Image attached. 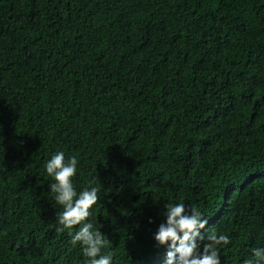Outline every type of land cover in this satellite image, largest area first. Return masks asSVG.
I'll return each instance as SVG.
<instances>
[{"label": "trees", "instance_id": "obj_1", "mask_svg": "<svg viewBox=\"0 0 264 264\" xmlns=\"http://www.w3.org/2000/svg\"><path fill=\"white\" fill-rule=\"evenodd\" d=\"M57 150L77 190L100 186L89 219L113 264H162L152 235L176 202L230 236L222 264L254 260L264 0H0V264H90L57 230Z\"/></svg>", "mask_w": 264, "mask_h": 264}, {"label": "clouds", "instance_id": "obj_2", "mask_svg": "<svg viewBox=\"0 0 264 264\" xmlns=\"http://www.w3.org/2000/svg\"><path fill=\"white\" fill-rule=\"evenodd\" d=\"M79 164L77 156H66L63 150L53 152L44 164L52 181L49 191L60 208L57 230L68 231L72 244L80 246L90 264H113V255L105 251L110 246L109 239L89 219L100 200V186L94 180L77 190L74 178ZM163 217L152 235L155 247L166 249L162 264H222L220 248L229 245L231 238L216 231L206 234L209 220L201 211L176 202L166 206ZM252 255L255 259L248 264H264V248L253 249Z\"/></svg>", "mask_w": 264, "mask_h": 264}]
</instances>
